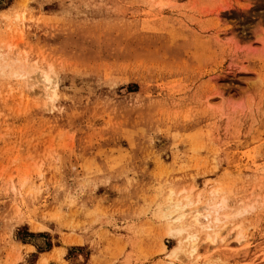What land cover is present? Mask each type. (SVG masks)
<instances>
[{
	"label": "rangeland",
	"instance_id": "1",
	"mask_svg": "<svg viewBox=\"0 0 264 264\" xmlns=\"http://www.w3.org/2000/svg\"><path fill=\"white\" fill-rule=\"evenodd\" d=\"M47 261L264 264V0H0V264Z\"/></svg>",
	"mask_w": 264,
	"mask_h": 264
},
{
	"label": "bare ground",
	"instance_id": "2",
	"mask_svg": "<svg viewBox=\"0 0 264 264\" xmlns=\"http://www.w3.org/2000/svg\"><path fill=\"white\" fill-rule=\"evenodd\" d=\"M41 72H39L40 74ZM39 79L43 82V84H41V89L44 95H47V91L49 90V88H51V84L50 83V78L49 76H46L45 74H40ZM31 85V84H30ZM32 86V85H31ZM172 193L170 191L167 199H168V203L167 205H165L164 207V212H163V216L166 217L170 222H178L179 224V230L184 232L185 234V239L186 240H194L197 238L196 235V228L197 227H207L210 225V223H215L218 221V216H217V210L218 208H220V206L224 205V202L221 201L218 205L209 203L207 206L204 207V211L203 212H199V211H195L193 215H191L189 217L190 222H181L185 219V216L187 215V212L190 210H195L196 207H188L191 206V201L189 200L188 196L184 197V201L183 199H173L172 198ZM188 209V210H187ZM213 212L216 214L213 218ZM201 219L206 221V224L204 225L201 222ZM195 244L193 243L191 246V252L195 251ZM45 260H42V263H44ZM41 264V263H40Z\"/></svg>",
	"mask_w": 264,
	"mask_h": 264
},
{
	"label": "crops",
	"instance_id": "3",
	"mask_svg": "<svg viewBox=\"0 0 264 264\" xmlns=\"http://www.w3.org/2000/svg\"><path fill=\"white\" fill-rule=\"evenodd\" d=\"M57 247H60V245H57ZM51 250H45V251H40L37 257V263L39 262V260L41 259L42 255H47ZM46 264H50V261H47Z\"/></svg>",
	"mask_w": 264,
	"mask_h": 264
}]
</instances>
